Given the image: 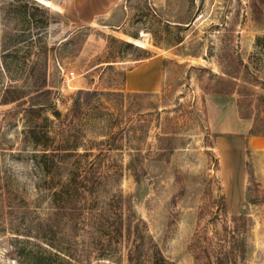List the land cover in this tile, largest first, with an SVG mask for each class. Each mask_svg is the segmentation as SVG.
Instances as JSON below:
<instances>
[{
  "label": "rangeland",
  "instance_id": "rangeland-1",
  "mask_svg": "<svg viewBox=\"0 0 264 264\" xmlns=\"http://www.w3.org/2000/svg\"><path fill=\"white\" fill-rule=\"evenodd\" d=\"M259 36L264 0H0V264H264Z\"/></svg>",
  "mask_w": 264,
  "mask_h": 264
},
{
  "label": "trees",
  "instance_id": "trees-1",
  "mask_svg": "<svg viewBox=\"0 0 264 264\" xmlns=\"http://www.w3.org/2000/svg\"><path fill=\"white\" fill-rule=\"evenodd\" d=\"M110 42H117L121 46H128L132 47V44L129 42H125L122 40H116L113 37L109 38ZM264 42V36H259L256 38V45L260 46V44ZM109 61H114L115 56L110 55L109 56ZM107 61V62H109ZM44 82V81H43ZM254 85L259 86L260 88L264 89V86L258 85L254 83ZM40 86H43L41 84ZM9 93V92H8ZM16 93V92H15ZM22 95H15L12 96L11 98L4 97L1 102L3 104H8L10 102L16 101L20 99ZM260 100L264 101V96H259ZM249 136H260L259 133L253 132L252 130L249 131ZM261 136H264V133H261ZM134 176H136L135 172ZM149 239V238H148ZM138 240L134 239V242L132 246L129 248L128 253H127V262L128 264H141L138 261L139 255L143 253V247H145V244L143 243L142 240L137 242ZM150 246L148 248V253L150 254L149 257L151 258V261L155 264H158L160 262L167 263V260L163 257L160 249L158 246L153 243L151 240L149 241ZM41 252L37 254H25L23 252L22 248H16V252L18 255V258L21 260V264H70L71 260L68 255L61 253V252H52L50 250H47L45 248H39ZM61 253V254H60ZM43 254V255H42Z\"/></svg>",
  "mask_w": 264,
  "mask_h": 264
}]
</instances>
